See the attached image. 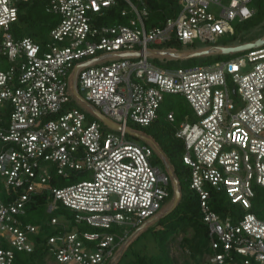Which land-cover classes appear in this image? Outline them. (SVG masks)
I'll return each instance as SVG.
<instances>
[{
	"label": "built area",
	"instance_id": "2783aa9c",
	"mask_svg": "<svg viewBox=\"0 0 264 264\" xmlns=\"http://www.w3.org/2000/svg\"><path fill=\"white\" fill-rule=\"evenodd\" d=\"M23 1L34 0H0V185L12 189L0 198V264L34 251L40 228L24 216L42 193L54 199L49 213L60 201L76 223L51 216L48 253L59 264H108L128 228L155 216L169 193L171 175L153 162L152 146L127 136L130 121L149 125L171 94L189 108L176 136L209 228V261L264 264V203L254 211L253 200L255 186L264 188V44L207 64L149 59L151 44L234 34L232 21L255 13L252 0H180L175 15L150 27L146 0H40L58 17L44 44L14 35ZM118 6L127 22H103ZM74 89L121 128L72 106ZM167 118L176 121L175 110ZM73 177L81 179L61 185ZM214 191L241 210L221 216Z\"/></svg>",
	"mask_w": 264,
	"mask_h": 264
},
{
	"label": "trees",
	"instance_id": "16d2710c",
	"mask_svg": "<svg viewBox=\"0 0 264 264\" xmlns=\"http://www.w3.org/2000/svg\"><path fill=\"white\" fill-rule=\"evenodd\" d=\"M146 1L151 10L148 27L162 24L167 17L175 15L180 6V0ZM251 5L256 11H254L255 13L253 16L247 20L264 16V0H252ZM121 9L122 6L112 8L108 14L104 16L103 22H127V18L121 14ZM57 23V15L46 10L44 1H23L20 4L19 19L15 22L12 30L16 37L30 36L36 41L44 44L49 38L51 29ZM261 37H263V35L253 40L240 42L239 44L254 42ZM163 44L169 47V51L172 52H175L173 48L183 45L176 40L168 41ZM229 54L227 55L233 56V53ZM2 67L3 66L0 65V68ZM168 67L171 66L168 65ZM185 103L184 101L178 102L177 95H168L162 105L159 116L148 125L149 127L153 126L158 129L151 138L157 146L158 151L163 155L165 163L172 168L173 175L179 182L181 190L180 200L177 206L171 210L176 195L174 181L171 177L168 187L169 193L164 201V203L167 202L165 209L161 212L164 205L163 203L161 209L155 215L156 218L150 222L147 220L146 222L148 223L143 229L136 232V230L141 227L137 226L129 230L126 240L120 243L116 255L108 264H212L208 256L213 253L214 249L211 244L208 225H206L203 219L201 198L190 184L189 176L191 169L183 160V154L185 152L184 142L176 136V122L180 120V116H182L185 111L189 110L188 105ZM169 110H175L176 121H170L167 118V112ZM91 120L101 121L103 126L106 127L104 122L97 116ZM145 143L151 145L154 149V145H152L151 142L147 141ZM153 162L160 164V159L154 155ZM79 179L81 178L73 177L71 179H61V185L70 184ZM255 189L256 196L253 200L255 205L254 211H257L260 206L259 204L264 202V188L255 186ZM11 190L12 189H8L1 184L0 198L7 201ZM211 194L212 207L221 216H225L228 213L235 214L236 211L241 210L239 206L234 205L230 201L224 192L214 191ZM52 200L54 199L51 196L42 193L36 195L29 201L27 214L24 216V219L27 222L39 225L40 230L36 236L37 240L34 251H17L15 264H45L50 254L45 248L44 241L47 239L48 235L55 232L54 227L48 222L52 215H64L70 218L72 220V228L76 227L74 213L70 208L64 206L62 202H57V208L53 213L48 212L47 206L49 201ZM78 227L88 229L86 225H80ZM114 229H117V227ZM121 233L122 229H119V234ZM180 233H185L181 238L180 244L184 251L190 254L192 258V260H185L182 263L175 258L171 247L172 242Z\"/></svg>",
	"mask_w": 264,
	"mask_h": 264
},
{
	"label": "rangeland",
	"instance_id": "374dc122",
	"mask_svg": "<svg viewBox=\"0 0 264 264\" xmlns=\"http://www.w3.org/2000/svg\"><path fill=\"white\" fill-rule=\"evenodd\" d=\"M225 3L228 2V0H224ZM232 25L234 27V34H228L221 37H218L217 40L211 41V40H200L196 39L194 43H188L183 44L182 46H178L176 48H173L175 52L179 53L177 56H172L168 53L164 52H172L169 51V47L166 45H155L151 44L149 45L150 55L149 59L151 62H153L156 65L159 66H171V67H179V66H188V65H195V64H207L212 63L218 60L227 59L231 56H229V53H222V51H219L221 49L213 50L209 53H203L200 55H195L189 57L191 53L194 52H200L204 49H211L212 47H221L223 45H237L240 42L249 41L256 39L263 35L264 37V16L261 18H254L247 21H239L238 19L232 21ZM261 37V38H263ZM229 54V55H227ZM235 52H233V55ZM71 74L70 73V81H71ZM73 97V94H72ZM178 97V102L184 101V99L180 96ZM185 103V101H184ZM72 106L80 108L82 111H84L90 119H93L97 116V114L94 112V108L89 105L88 102L84 101L83 99L74 96V99H72ZM186 111L183 113L182 116H180V120L176 122V126H178L179 122L183 120L184 115ZM98 117V116H97ZM99 118V117H98ZM195 117L190 118V120H194ZM128 128L130 132H128V138L134 139L139 143H145L150 142L145 137H149L155 134V132L158 131V129L152 127H149L148 125H141L139 123L130 121L128 123ZM135 133V134H134ZM152 145H154V155L160 159V165L163 166L165 170H167V164L165 163V160L163 159V155L158 151L157 146L151 142ZM164 203V202H163ZM264 203V202H263ZM167 202L164 203L161 212L165 209ZM129 230H132L133 228H128ZM185 233H180L178 237L172 242V253L175 256V258L179 262H184L185 260H192L190 257V254H187L184 249L182 248L180 241L182 236Z\"/></svg>",
	"mask_w": 264,
	"mask_h": 264
},
{
	"label": "water",
	"instance_id": "95a60500",
	"mask_svg": "<svg viewBox=\"0 0 264 264\" xmlns=\"http://www.w3.org/2000/svg\"><path fill=\"white\" fill-rule=\"evenodd\" d=\"M264 44V38H259L257 39L256 41L254 42H247V43H243V44H239V45H236V46H221L220 49L222 50V52L224 53H233V52H239V51H243L245 49H248V48H251V47H254V46H258V45H262ZM213 50H216V46L212 47L211 49H205V50H201L200 52H194V53H191L189 55V57L191 56H195V55H200V54H203V53H209ZM164 53H168L172 56H177L179 53L177 52H164ZM133 53L131 52H122V53H119L120 56H127V55H131ZM138 54V53H136ZM79 68V65L75 68V73H74V77L76 75V72ZM74 93L77 97L83 99L84 101H86L83 96L77 91V89H74ZM87 102V101H86ZM89 103V102H88ZM90 106H92L90 103H89ZM93 107V106H92ZM94 108V112L97 114V116L102 119L108 126L114 128V129H120L121 128V125L117 124L116 122H114L111 118H109L107 115H105L103 112H101L100 110L96 109L95 107ZM135 134V133H134ZM147 140H149L150 142L154 143V141L148 137H145ZM167 164V163H166ZM167 171L168 173L171 175V177L173 178V181H174V190H175V199H174V203H173V206L171 208V210H173L179 200H180V197H181V190H180V187H179V182L177 180V178H175V176L173 175V170L172 168L167 164ZM156 217L153 216L152 218H150L148 220V222L150 221H153ZM148 222H145L141 227H139L136 232H138L140 229H143ZM135 232V233H136Z\"/></svg>",
	"mask_w": 264,
	"mask_h": 264
},
{
	"label": "crops",
	"instance_id": "0c3cea01",
	"mask_svg": "<svg viewBox=\"0 0 264 264\" xmlns=\"http://www.w3.org/2000/svg\"><path fill=\"white\" fill-rule=\"evenodd\" d=\"M205 50V49H204ZM45 264H59L52 255H49Z\"/></svg>",
	"mask_w": 264,
	"mask_h": 264
},
{
	"label": "clouds",
	"instance_id": "9594fccd",
	"mask_svg": "<svg viewBox=\"0 0 264 264\" xmlns=\"http://www.w3.org/2000/svg\"><path fill=\"white\" fill-rule=\"evenodd\" d=\"M142 226V225H141Z\"/></svg>",
	"mask_w": 264,
	"mask_h": 264
}]
</instances>
